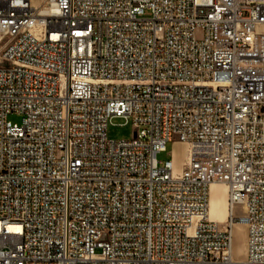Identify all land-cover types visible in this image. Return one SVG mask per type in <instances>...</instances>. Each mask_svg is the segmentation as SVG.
I'll return each instance as SVG.
<instances>
[{
	"label": "built area",
	"instance_id": "built-area-1",
	"mask_svg": "<svg viewBox=\"0 0 264 264\" xmlns=\"http://www.w3.org/2000/svg\"><path fill=\"white\" fill-rule=\"evenodd\" d=\"M0 264H264V0H0Z\"/></svg>",
	"mask_w": 264,
	"mask_h": 264
},
{
	"label": "rangeland",
	"instance_id": "rangeland-1",
	"mask_svg": "<svg viewBox=\"0 0 264 264\" xmlns=\"http://www.w3.org/2000/svg\"><path fill=\"white\" fill-rule=\"evenodd\" d=\"M9 119L13 122L21 123L23 116L20 114H12ZM108 137L111 139H128L133 134V124L131 120H126L124 118H114L108 126ZM186 145L172 144L167 145V151L158 154V159L160 161H165L172 157V152L175 155V162L177 170H180L183 166L184 160H186ZM216 195L223 192L222 186H218L215 191ZM240 207H236V211H240ZM222 225L225 221H219ZM234 253L235 257L238 259H244L247 249V228L245 225L236 223L234 226Z\"/></svg>",
	"mask_w": 264,
	"mask_h": 264
},
{
	"label": "bare ground",
	"instance_id": "bare-ground-1",
	"mask_svg": "<svg viewBox=\"0 0 264 264\" xmlns=\"http://www.w3.org/2000/svg\"><path fill=\"white\" fill-rule=\"evenodd\" d=\"M218 186H222L223 192L220 193L219 195H216L215 191L217 190ZM234 211H236V207L233 208L232 206V201L230 199L227 185L213 184L211 186L210 200H209L210 217L213 220L217 221L221 226H225L227 222V218H230V216L233 214ZM219 221H225V222L222 225ZM238 224L245 225L244 223H239V222ZM233 242H234V227H233ZM244 259H239V260H244Z\"/></svg>",
	"mask_w": 264,
	"mask_h": 264
}]
</instances>
